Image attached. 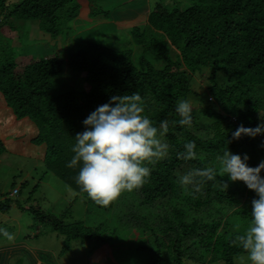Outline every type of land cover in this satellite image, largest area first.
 <instances>
[{
	"label": "trees",
	"instance_id": "16d2710c",
	"mask_svg": "<svg viewBox=\"0 0 264 264\" xmlns=\"http://www.w3.org/2000/svg\"><path fill=\"white\" fill-rule=\"evenodd\" d=\"M179 1L158 0L150 10H143L145 25L130 29V38L140 49L137 65L132 49L91 43L70 53L69 74H83L87 83L81 93L69 89L52 94L53 79L63 72V60L54 55L24 62L10 39L0 35V101L15 120L31 128L28 141L43 148L45 172L85 204V220L73 223L31 211L37 223L63 239L62 251L79 242L88 249L90 259L103 246L112 249L116 245L120 250L126 245L132 250L130 264H210L214 259L234 264L245 253L234 241L247 230L257 197L242 182L228 181L216 158L229 150L241 157L248 155L250 167L264 161L263 136L232 138L241 124L255 128L264 122V0H186L180 6ZM79 9L77 0H21L14 5L0 0V29L13 28L12 18L35 21L42 32L57 38L61 24L76 19ZM102 12L111 13L107 7ZM197 78L206 82L204 94L212 100L207 101L210 105L193 111L190 128L169 125L161 137L169 146L168 155L149 165L151 177L143 187L124 192L107 207L97 205L77 185L79 169L66 166L73 156L76 134L85 130L83 121L111 96L133 93L141 95L145 114L157 127L163 120L178 121L176 105L198 95L194 91ZM200 118H204L203 125ZM188 141L197 145L196 160L177 156ZM3 145L0 140V156ZM203 167H215L218 180L193 195L178 183V176ZM131 223L140 234L135 242L128 240L126 225ZM34 258L55 264L50 253ZM104 259L92 263L106 264L109 258ZM113 261L121 264L116 257ZM0 264H5L1 254Z\"/></svg>",
	"mask_w": 264,
	"mask_h": 264
},
{
	"label": "rangeland",
	"instance_id": "374dc122",
	"mask_svg": "<svg viewBox=\"0 0 264 264\" xmlns=\"http://www.w3.org/2000/svg\"><path fill=\"white\" fill-rule=\"evenodd\" d=\"M20 1L5 0V3L14 5ZM77 1L80 5L78 17L64 25L61 24L57 38H51L42 32L35 21L24 22L12 18L14 22L9 23L13 28L0 29V35L10 39L11 45L17 48L19 59H23L24 62L54 55H58L63 60L62 74L53 79L51 93L54 95L69 89L81 93L87 88L83 74L70 75L67 69L68 55L82 46L92 43L114 50L132 49L134 63L137 65L140 49L131 40L129 31L134 26L145 25L143 10H150L158 2V0ZM164 2L172 3V0H164ZM182 3L187 2L179 1L178 5ZM106 7L111 12L108 15L102 12ZM92 9L89 17L88 14ZM195 80L197 83L194 84V91H197L198 95L191 96L187 101L192 105L193 111H199L209 106L208 102L212 100L204 94L205 80L200 78ZM199 122L203 125L204 118H200ZM31 134V128L15 120L10 110L0 101V140L4 143V152L0 156V208L8 210L7 212L0 210V228L6 229L13 236L12 240H8L0 234V248H13L15 256L10 264H37L36 258L31 259L23 251L50 253L54 256L55 264H94L93 261L103 262L105 256L109 258L106 264H113V257L118 258L121 264H130L129 253H132V250L126 245H121L120 250L116 245L112 249L103 246L96 252V256L92 255L89 259L90 254L88 249L85 250L86 246L84 248L79 242H72L69 250L62 251L63 239L58 234L49 232L41 223H37L31 214L34 209L56 218L63 217L67 223L84 221L85 204L81 197L54 175L45 172L41 161L43 148L28 141ZM15 190L16 194L13 193ZM4 199L10 200L9 204L3 203ZM131 201L135 202V198L131 197ZM120 218L125 222L128 221L125 215H120ZM229 219L233 221L234 216H230ZM126 227L128 240L138 241L140 234L134 228V223L127 224ZM112 250H114L113 257H111ZM210 264H224V262L214 259ZM234 264H250L246 252L235 258Z\"/></svg>",
	"mask_w": 264,
	"mask_h": 264
},
{
	"label": "clouds",
	"instance_id": "9594fccd",
	"mask_svg": "<svg viewBox=\"0 0 264 264\" xmlns=\"http://www.w3.org/2000/svg\"><path fill=\"white\" fill-rule=\"evenodd\" d=\"M178 121L163 120L157 127L145 114L143 98L139 93L113 95L108 103L98 106L83 121L85 130L75 136L73 156L68 168H78L76 183L97 205L107 207L124 192H132L144 186L151 177L152 168L165 159L169 146L161 137L170 124L191 127L192 105L180 100L175 108ZM247 136H264V122L255 128L242 124L232 132V138L239 140ZM230 141H228L229 143ZM178 158L193 161L198 158L197 145L188 141ZM220 168L232 183L242 182L256 194L251 205V219L247 230L236 237L246 252L250 264H264V161L250 167V157L233 154L229 150L216 158ZM218 180L215 167L192 168L178 176V183L188 187L193 195L202 193L208 182ZM227 188V182H221ZM15 191H13L14 194ZM0 234L8 240L13 236L0 228Z\"/></svg>",
	"mask_w": 264,
	"mask_h": 264
},
{
	"label": "crops",
	"instance_id": "0c3cea01",
	"mask_svg": "<svg viewBox=\"0 0 264 264\" xmlns=\"http://www.w3.org/2000/svg\"><path fill=\"white\" fill-rule=\"evenodd\" d=\"M4 249H6L7 251H5ZM23 253L25 254L28 253V256L30 257H34L35 255L38 254L37 252L30 253L29 251H23ZM0 254H1V257L3 258L5 257V264H10L12 258L15 256L13 248L11 249L7 247L0 248ZM37 264H42V263L38 261Z\"/></svg>",
	"mask_w": 264,
	"mask_h": 264
},
{
	"label": "built area",
	"instance_id": "2783aa9c",
	"mask_svg": "<svg viewBox=\"0 0 264 264\" xmlns=\"http://www.w3.org/2000/svg\"><path fill=\"white\" fill-rule=\"evenodd\" d=\"M263 143H264V136L262 137Z\"/></svg>",
	"mask_w": 264,
	"mask_h": 264
}]
</instances>
